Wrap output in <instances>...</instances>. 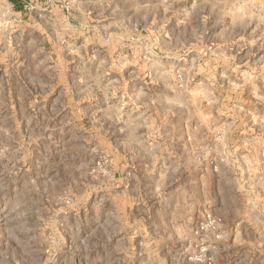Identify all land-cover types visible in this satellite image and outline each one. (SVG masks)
Returning <instances> with one entry per match:
<instances>
[{"label":"rangeland","instance_id":"1","mask_svg":"<svg viewBox=\"0 0 264 264\" xmlns=\"http://www.w3.org/2000/svg\"><path fill=\"white\" fill-rule=\"evenodd\" d=\"M22 1L0 0V264H264V0H118L146 22L120 38L124 11L84 20L107 1Z\"/></svg>","mask_w":264,"mask_h":264},{"label":"crops","instance_id":"2","mask_svg":"<svg viewBox=\"0 0 264 264\" xmlns=\"http://www.w3.org/2000/svg\"><path fill=\"white\" fill-rule=\"evenodd\" d=\"M57 2L59 0H56ZM56 1H54V5H52V8H50V11H52V9L54 10L53 12H55V16L60 18L61 21H65L66 24H68V20L69 17H67L64 13V9L62 7V5H60L59 3H57ZM102 1H107L109 2V6L107 8H104L103 11L101 12V14L99 16H97L98 14L94 11L91 10H86V12L84 11V20H86V25H93V27L97 26L96 21L98 20H106V19H115L116 20V24H118L119 19L118 17H120L118 14L122 11H124L126 14L124 15V19H126L129 23V26H126L124 28L121 29H116V32H113V34L117 37L120 38L122 35H127L128 33H134L135 30V25H137V30L138 27H141V29L143 28V25L146 24V22H142L141 16L140 14L137 12L138 10H136L133 6H125V4L119 5L117 3L118 0H102ZM125 2H133V0H124ZM12 2L16 5L15 9L18 13L25 11V6L22 0H12ZM38 8V7H35ZM37 10V9H36ZM33 12V10L30 11V13ZM36 11L34 10V14ZM104 12H107L106 14ZM33 14V13H32ZM32 16V15H31ZM83 20V21H84ZM121 21V20H120ZM135 21V22H134ZM148 21V20H147ZM89 23V24H88ZM122 24V23H121ZM90 27V26H88ZM144 29V28H143ZM94 30V29H93ZM93 32H97L98 34H100L101 36L103 35V31L101 30V28H97L95 29V31ZM106 32V31H105ZM96 34V33H95ZM133 46L132 43H125V42H115L109 45H105L103 46V48L107 49H111V50H130V48ZM143 45L142 44H135V49L134 50H143ZM126 56V62H122L124 65L126 64H136V65H140L141 68L144 66V68L146 69L147 67V61L144 62L142 59V61H140V63H133V58H129L127 55ZM130 59H132V62L130 61ZM145 63V64H144ZM141 72L144 73L145 77L147 76V73L141 69Z\"/></svg>","mask_w":264,"mask_h":264}]
</instances>
